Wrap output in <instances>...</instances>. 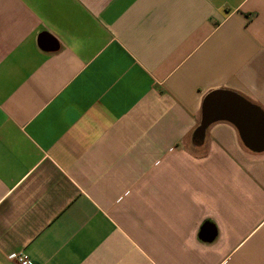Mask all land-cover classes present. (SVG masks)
Listing matches in <instances>:
<instances>
[{
    "label": "crops",
    "instance_id": "1",
    "mask_svg": "<svg viewBox=\"0 0 264 264\" xmlns=\"http://www.w3.org/2000/svg\"><path fill=\"white\" fill-rule=\"evenodd\" d=\"M264 0H0V264H264Z\"/></svg>",
    "mask_w": 264,
    "mask_h": 264
},
{
    "label": "water",
    "instance_id": "2",
    "mask_svg": "<svg viewBox=\"0 0 264 264\" xmlns=\"http://www.w3.org/2000/svg\"><path fill=\"white\" fill-rule=\"evenodd\" d=\"M218 121L231 123L244 147L264 152V111L258 106L231 91L210 92L202 102L200 122L192 139L203 141L207 128Z\"/></svg>",
    "mask_w": 264,
    "mask_h": 264
},
{
    "label": "built area",
    "instance_id": "3",
    "mask_svg": "<svg viewBox=\"0 0 264 264\" xmlns=\"http://www.w3.org/2000/svg\"><path fill=\"white\" fill-rule=\"evenodd\" d=\"M8 259L16 261L17 264H29V260L25 255L11 254Z\"/></svg>",
    "mask_w": 264,
    "mask_h": 264
}]
</instances>
